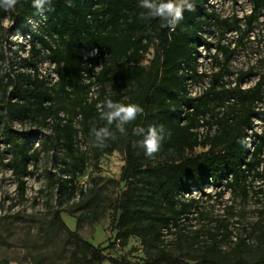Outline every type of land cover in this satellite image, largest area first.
Masks as SVG:
<instances>
[{"label": "trees", "instance_id": "16d2710c", "mask_svg": "<svg viewBox=\"0 0 264 264\" xmlns=\"http://www.w3.org/2000/svg\"><path fill=\"white\" fill-rule=\"evenodd\" d=\"M207 1L185 0L176 13L175 0H0V25L10 13L28 45L24 57L16 54L17 67L0 50V144L9 156L0 165L22 195L32 175L29 164L36 165L39 157L32 140L48 129L39 146L59 150L54 159L64 173L57 179L50 175V184L70 201L76 194L94 193L75 185L87 165L77 146L79 135L90 141L95 161L122 148L123 190L113 206L110 246L123 247L135 237L154 252L142 263L106 255L70 230L56 209L49 226L65 233L67 264H187L162 243L164 235L179 233L182 220L196 209L198 199L191 193L211 199L206 186L238 188L245 201L246 182L264 180L259 169L264 130H253L254 118L264 120V109L258 108L264 103V74L244 89L240 83L251 72L240 73L233 83L223 80L258 24L264 0H247L245 28L237 20L224 22L223 31L239 33L232 48L206 40L214 17ZM199 47L213 48L224 59L214 60L217 71L209 85L191 97V83L207 77L198 70ZM93 50L96 54L89 56ZM43 62L53 65L55 81L40 74ZM15 122H29L33 129L17 133L11 128ZM222 195L218 190L215 198ZM92 198L77 208L89 209ZM211 240L199 256L201 264H264V248L251 246L247 238H238L226 253L220 252L219 240ZM252 248L256 257L250 261L242 255Z\"/></svg>", "mask_w": 264, "mask_h": 264}, {"label": "rangeland", "instance_id": "374dc122", "mask_svg": "<svg viewBox=\"0 0 264 264\" xmlns=\"http://www.w3.org/2000/svg\"><path fill=\"white\" fill-rule=\"evenodd\" d=\"M184 2L185 0H175L176 13ZM207 3L212 7L210 12H213L214 17L205 29L206 40L214 45L219 43L232 48L239 33L233 29L223 31L224 22L233 23L237 20L240 28H245L244 18L250 13L251 5L247 0H208ZM261 14L258 24L249 33L245 47L240 48L229 63L231 75L223 79L233 83L240 73L251 72L240 83L243 89L252 86L258 75L264 74V24L261 23L264 20V8ZM14 23L10 13L2 19L0 50L4 51L7 61L14 62V67H17L19 59L15 56L18 54L24 57L28 45L26 38L15 29ZM198 54V70L207 77L191 83V96H197L209 85L212 73L217 71L213 69L214 60L222 62L224 59L213 48L209 52L198 48ZM8 66L7 63L5 68ZM39 68L40 74L53 75L52 65L47 62H43ZM95 95L92 88L90 96L94 98ZM258 108L264 109V103H259ZM11 128L17 133H28L33 129L29 122H15ZM253 130L257 133L264 130L261 116L253 119ZM48 132V129H42L38 139L32 140L33 148L38 146L39 157L36 165L33 161L29 164L32 175L26 178L22 195L19 194L16 181L8 168L0 165V264H67L70 246L65 241V233L49 226L51 213L56 209L61 210L60 216L70 230L103 248L104 254L123 258L131 263H142L151 258L153 250L141 246L135 237H131L123 247L110 246L115 236L111 225L113 206L123 190V183L119 181L124 164L122 148L95 161L90 141L79 135L77 146L86 155L87 165L84 172L77 176L75 185L78 191L88 192L93 189L94 192L93 195L87 193L85 197L93 196L91 207L79 210L77 205L85 198L76 194L67 201L65 195H58L57 187L50 184V175L57 179L62 178L64 173L59 170V161L54 159L55 155L60 157L59 150L39 146V141ZM200 151L201 149L196 150ZM8 158L0 144V162H7ZM259 169L264 173V162ZM246 185L248 198L245 201L241 200L238 188L232 191L223 187L218 189L206 186L204 192L210 194L211 199L200 196L196 191L192 192L189 197L198 199L196 209L191 211L187 220H182L179 233L163 236L162 245L187 264H201L199 256L212 242V238L220 241L222 253L234 248L240 237L247 238L251 246L262 245L264 248V180L250 179ZM218 190H223L220 199L215 198ZM102 211L104 214L100 215ZM219 256H222L221 253ZM242 256L253 261L256 257L254 248L245 250Z\"/></svg>", "mask_w": 264, "mask_h": 264}, {"label": "built area", "instance_id": "2783aa9c", "mask_svg": "<svg viewBox=\"0 0 264 264\" xmlns=\"http://www.w3.org/2000/svg\"><path fill=\"white\" fill-rule=\"evenodd\" d=\"M199 48H202V47H199ZM203 49V48H202ZM96 54V50H93V51H91V52H89V56H93V55H95ZM52 68H53V65H52ZM53 76V77H52ZM51 76V78L53 79V81H55V74H53ZM190 87H191V85H190ZM190 89V88H189ZM199 95V94H198ZM190 96H191V90H190ZM191 97H195V96H191ZM203 128H200L199 129V132H202L203 130H202Z\"/></svg>", "mask_w": 264, "mask_h": 264}]
</instances>
